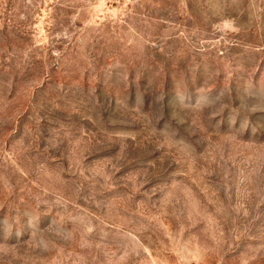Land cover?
<instances>
[{
  "label": "rangeland",
  "instance_id": "obj_1",
  "mask_svg": "<svg viewBox=\"0 0 264 264\" xmlns=\"http://www.w3.org/2000/svg\"><path fill=\"white\" fill-rule=\"evenodd\" d=\"M0 264H264V0H0Z\"/></svg>",
  "mask_w": 264,
  "mask_h": 264
}]
</instances>
